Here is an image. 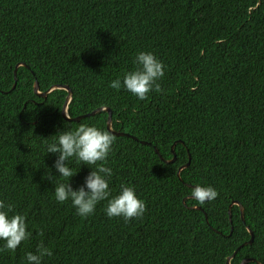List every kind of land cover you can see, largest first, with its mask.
<instances>
[{
    "label": "trees",
    "instance_id": "16d2710c",
    "mask_svg": "<svg viewBox=\"0 0 264 264\" xmlns=\"http://www.w3.org/2000/svg\"><path fill=\"white\" fill-rule=\"evenodd\" d=\"M142 51L165 72L162 91L145 100L110 87L136 69ZM34 82L42 93L68 86L70 118L109 108L112 129L138 140L115 137L105 166L109 199L121 184L133 187L146 204L140 219L109 218L107 200L88 217L56 200L55 186L67 179L47 145L81 124L107 131L108 114L66 122L67 92L40 98ZM174 143L175 162L165 164L153 148L171 160ZM67 163L73 190L95 169ZM187 185L218 196L197 204ZM0 201L32 233L0 253V264H27L41 242L52 251L42 264H226L250 239L246 228L253 242L230 263L264 264V0H0ZM233 201L244 223L235 205L229 222Z\"/></svg>",
    "mask_w": 264,
    "mask_h": 264
},
{
    "label": "clouds",
    "instance_id": "9594fccd",
    "mask_svg": "<svg viewBox=\"0 0 264 264\" xmlns=\"http://www.w3.org/2000/svg\"><path fill=\"white\" fill-rule=\"evenodd\" d=\"M135 64L137 65L135 70L126 72L122 81L120 79L111 81L110 87L116 90L123 87L140 100L147 99L152 91L161 92L162 88L158 81L165 74L163 63L154 54L142 51L137 54ZM114 142L115 137L111 132L81 124L74 131L58 133L57 142L47 145L46 153L57 154L53 167L60 174L58 177L67 179V183H58L55 186L54 194L59 203L63 204L70 200L81 217L92 215L97 203L102 200L108 201L105 212L109 218L122 217L127 223L143 216L146 204L136 195L133 187L121 184L119 194L109 199L111 195L109 179L113 173L112 169L105 165ZM73 157L80 164L95 166V169L91 168L92 171L85 177L84 185L76 190H73L68 182L76 173L67 163ZM47 176L52 180L56 178H53L50 172ZM217 196L216 190L210 186L196 185L191 192V197L200 205L212 201ZM12 209L13 205H5L0 201V240L5 241L3 247H0V253L15 252L22 242L32 236V233L27 231L25 216L20 214L9 216ZM228 210L230 211V208ZM37 235L43 236L44 232L41 230ZM51 255V249L41 242L37 245L35 253H26V261L27 264H42L43 258Z\"/></svg>",
    "mask_w": 264,
    "mask_h": 264
},
{
    "label": "water",
    "instance_id": "95a60500",
    "mask_svg": "<svg viewBox=\"0 0 264 264\" xmlns=\"http://www.w3.org/2000/svg\"><path fill=\"white\" fill-rule=\"evenodd\" d=\"M19 67H26L24 64L20 63L18 64L16 67H15V70L13 72V79H14V83H13V86L11 88V90H13L15 88V85H16V70L19 68ZM54 90H64L67 92V96L65 97V101H64V104L62 106V109H61V117L67 121V122H79L80 120L84 119V118H87V117H91V116H94L102 111L106 112L108 115H107V120H106V130L111 132V134L114 136V137H127V138H130L132 139L133 141L137 142L138 140L134 137H131L130 135L128 134H125L123 132H120V131H115L112 129V119H111V110L109 108H104V107H101V108H97L95 110H93L92 112L90 113H87V114H84L82 116H79V117H76V118H70L69 115H68V104L72 98V92L70 90V88L68 86H52L48 91L44 92V93H41L39 91V88H38V83L37 82H34V85H33V94L36 95L37 97H40V98H44L47 94H49L50 92L54 91ZM139 143L141 145H147L149 146L150 143H147L145 141H139ZM176 143H174L172 146H171V154H172V159L171 160H164L160 155H159V152L158 150L154 147L153 150H154V153L159 157V159L164 162L165 164H170V163H174L175 162V159H176V156H175V153H174V146H175ZM180 144H183V142H180ZM189 163H190V156L188 155V161L179 167L178 171H177V176H179L180 172L184 169H186L188 166H189ZM188 188H194L190 185H187ZM184 202V201H183ZM233 205H236L239 209V213H240V219L241 221L244 223V208L243 206L239 203V202H236V201H233L230 205H229V208H231ZM193 209H196L198 211H202L200 207H194ZM228 216H229V222L231 223L230 221V218H231V213L230 211L228 210ZM205 221L206 223L208 224V220H207V217L205 216ZM248 234L250 235V239L247 241V242H244L243 244H241L235 251L234 253L232 254L231 257H228L227 260H226V264H230V260L234 257V255L236 254V252L243 246H248V245H251L252 242H253V233L251 230H249L248 228H246ZM231 232H232V228H230V233H229V236L231 235ZM216 233H218L216 231ZM219 234V233H218ZM250 262H253L255 264H261L260 262H258L257 260L255 259H245L243 261L240 262V264H247V263H250Z\"/></svg>",
    "mask_w": 264,
    "mask_h": 264
}]
</instances>
